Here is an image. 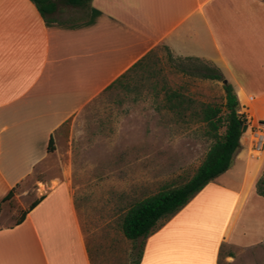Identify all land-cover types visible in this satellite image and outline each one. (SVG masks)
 I'll return each instance as SVG.
<instances>
[{
	"label": "crops",
	"instance_id": "obj_1",
	"mask_svg": "<svg viewBox=\"0 0 264 264\" xmlns=\"http://www.w3.org/2000/svg\"><path fill=\"white\" fill-rule=\"evenodd\" d=\"M72 15L48 24L32 0H0V264H114V247L109 260L100 255L80 220L74 130L86 124L102 95L131 91L151 75L156 50L217 67L251 127L264 126V0H92ZM164 87L166 81L154 86L153 95L174 113ZM247 157L240 189L206 186L200 202L191 201L148 238H125L133 247L124 264H221L234 257L225 247L260 242L261 216L258 238L245 243L252 230L244 218L248 204L257 197L259 210L250 216L264 213L257 181L248 185L256 171ZM37 171L43 180L24 203L30 198L24 183Z\"/></svg>",
	"mask_w": 264,
	"mask_h": 264
},
{
	"label": "rangeland",
	"instance_id": "obj_2",
	"mask_svg": "<svg viewBox=\"0 0 264 264\" xmlns=\"http://www.w3.org/2000/svg\"><path fill=\"white\" fill-rule=\"evenodd\" d=\"M73 11L77 10H63L58 15L59 21L69 22ZM150 65L153 73L144 74L131 84V91H111L98 98L86 124L74 130V186L80 220L88 241L100 255L109 260L114 247V264H124V253L133 247L121 231L123 213L134 201L156 193L162 186L178 185L189 179L212 143L204 134V124L185 123L163 108L164 102L154 97L153 87H161L166 81L168 87L180 89L198 103L222 105L225 102L223 82L206 80L198 74L199 67L210 64L177 60L158 49ZM66 127L68 130L69 125ZM63 146L65 152L66 145ZM248 152L249 170L256 171V175L247 178L248 185L252 186L264 171V126L251 127L249 123L231 168L207 187L227 185L240 189ZM52 164L58 169L62 163L55 159ZM40 179L43 180V175L37 171L26 180L23 187L30 190V198L24 203L32 202ZM254 193H257L256 186ZM198 195L192 201L200 202L202 198H197ZM204 196L210 195L204 193L201 197ZM257 199L248 204L244 217L246 226L252 229L245 241L248 244L258 238L255 223L264 218V213L259 212L250 216L251 209L259 210ZM224 203L227 207L230 201ZM5 220L9 218L5 216L2 221ZM223 251L232 252L234 257L222 258L221 264H264V234L254 245L227 246Z\"/></svg>",
	"mask_w": 264,
	"mask_h": 264
},
{
	"label": "trees",
	"instance_id": "obj_3",
	"mask_svg": "<svg viewBox=\"0 0 264 264\" xmlns=\"http://www.w3.org/2000/svg\"><path fill=\"white\" fill-rule=\"evenodd\" d=\"M32 1L48 24H62L58 19V15L63 10H87L92 0ZM186 60L200 61L195 58H187ZM197 70L199 76L203 79L221 82L225 80L217 67L206 65L199 67ZM111 87H114V84ZM164 89L166 91V102L171 105L170 110H174L175 115L185 123L195 121L204 124V134L212 140V143L204 160L189 179L178 185L172 183L162 186L156 193L134 201L123 213L120 222L121 231L126 239L133 242L146 239L159 230L187 206L208 184L231 168L234 155L241 148L243 128L245 125H249L245 113L240 112L241 106L238 97L233 86L229 83L223 85L225 102L222 105L198 103L191 95L181 90L170 89L169 87H164ZM48 150L50 152L54 150L53 141L50 142ZM256 192L259 196L264 197V171L256 182ZM13 196L14 191H11L3 201H8ZM41 199L33 202L27 210L21 213L17 224L23 222L27 213Z\"/></svg>",
	"mask_w": 264,
	"mask_h": 264
},
{
	"label": "water",
	"instance_id": "obj_4",
	"mask_svg": "<svg viewBox=\"0 0 264 264\" xmlns=\"http://www.w3.org/2000/svg\"><path fill=\"white\" fill-rule=\"evenodd\" d=\"M223 84H227V81H226V80L223 81ZM247 127H248L247 125L244 126V128H243V132L246 131Z\"/></svg>",
	"mask_w": 264,
	"mask_h": 264
}]
</instances>
